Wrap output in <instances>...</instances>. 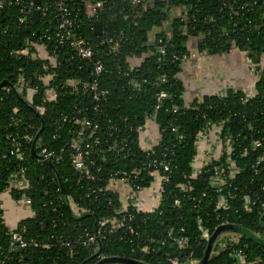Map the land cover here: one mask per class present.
Returning a JSON list of instances; mask_svg holds the SVG:
<instances>
[{"label": "trees", "instance_id": "1", "mask_svg": "<svg viewBox=\"0 0 264 264\" xmlns=\"http://www.w3.org/2000/svg\"><path fill=\"white\" fill-rule=\"evenodd\" d=\"M88 1L69 0V6L78 15L72 40L83 38L92 45V61L80 59L71 40L65 47L57 45L53 14L22 24L21 5L0 9V83L11 84L0 88V195L8 191L16 200L28 196L34 212L12 230L0 201V264H97L106 257L170 264L168 254L192 264L207 248L202 229L211 237L225 222L264 238V69L254 96L228 90L224 96L196 98L190 104L180 78L192 36L201 37L199 53L238 46L260 59L264 0H145L137 5L132 0H103L94 17L87 15ZM96 22L101 23L100 34L95 33ZM163 23H170L169 29L159 30L151 42L149 35ZM36 44L44 45L56 63L36 56ZM135 56L144 57L139 66L131 64ZM96 61L104 68L97 77L99 90L106 91L98 99L90 89ZM49 91L55 92L54 100ZM161 91L168 96L157 108ZM65 117L89 119L99 126L95 135L100 141L92 145L83 171L74 168L69 145L80 125ZM150 117L160 125L162 139L145 151L140 130ZM210 123H223V137L234 140L232 160L240 170L231 179L225 169L227 183L220 190L213 186L214 172L198 173L194 166L199 135ZM42 147L54 151L57 159L41 162ZM154 160L157 166H150ZM221 163L225 158L210 168ZM161 164H169V169ZM158 172L168 181L153 211H138L133 205L123 209L119 193L109 189L113 178L128 177L136 192L150 186ZM21 178L27 187L13 188L11 181ZM222 196L228 199L227 209L218 207ZM245 196L256 200L252 211L244 206ZM128 214L134 216L126 221L135 234L124 227L110 232V223L103 224ZM13 231L21 233L25 247L13 240ZM86 234L99 236L96 251L77 241ZM239 235V243L223 235V245L216 244L206 264H241L235 255L239 250L247 263L264 264V241ZM70 241L71 247L65 244Z\"/></svg>", "mask_w": 264, "mask_h": 264}, {"label": "crops", "instance_id": "2", "mask_svg": "<svg viewBox=\"0 0 264 264\" xmlns=\"http://www.w3.org/2000/svg\"><path fill=\"white\" fill-rule=\"evenodd\" d=\"M170 23H163L160 29H155L150 35L149 40L155 41V36L163 29H169ZM201 37L192 36L187 42L190 54L182 61L180 78L185 86L184 100L190 104L196 98H203L211 95L224 96L228 90H242L249 96H254L257 92L256 84L260 79L259 71L264 68V49L261 58L254 61V57L249 50H244L238 46H233L230 50L222 53L209 54L199 53L198 46ZM36 56L41 59L55 63L50 57L47 48L42 44H36ZM196 54L197 56H194ZM256 58V57H255ZM143 56L131 58L132 66H139L143 62ZM53 91L48 92V97L53 98ZM162 139L161 128L154 117L147 120L140 130V146L145 151H150L160 143ZM198 155L194 166L196 169L214 161L222 153L220 150L221 141L216 124L209 127L203 137L199 139ZM153 186V193L149 202L150 208H146L144 201L137 196L141 192L133 191L129 182L122 179L112 180L109 189L116 191L120 195L123 208L138 204L145 211H153L160 205V196L157 187L160 176L156 175ZM155 181V180H154ZM23 182V181H22ZM27 183L26 181L23 182ZM1 207L3 209V219L10 229H16L19 223L34 215L31 205L16 200L10 192L0 195Z\"/></svg>", "mask_w": 264, "mask_h": 264}, {"label": "built area", "instance_id": "3", "mask_svg": "<svg viewBox=\"0 0 264 264\" xmlns=\"http://www.w3.org/2000/svg\"><path fill=\"white\" fill-rule=\"evenodd\" d=\"M145 0H132V4L133 5H137V4H141L142 2H144ZM11 5H21L20 8V23H27L30 21L31 18H33V12L35 10H39L40 11V18L42 19L44 16L46 17L47 14L51 13L54 15V19H55V33H56V37H57V42H58V46L60 47H65L67 44V41H70V45L73 48L75 54L83 60H89L92 61L93 59V55H94V50L92 45H90L88 42H86L83 38H79V39H74L72 40V32L73 29L75 27V24L77 22V14L73 12V10L70 8L69 6V0H47V2L45 4H43V0L41 1V4H37L35 0H0V9H4L7 6H11ZM103 8V0H89L86 4V10H87V15L89 17H94L98 15V12L101 11ZM244 30V29H242ZM32 45H34L32 43ZM160 51L163 53V50L160 49ZM194 56H197L196 54H193ZM51 58H53L55 60L56 63V57L55 56H51ZM54 63V64H55ZM103 65L101 64L100 61H96L95 62V69L93 72V76H95V80L93 81V83L90 84V89L94 91V96L96 99L99 98L100 95H105L106 91H101L99 90V86H98V80L97 77L100 75V73L103 71ZM70 83L73 85L75 82L73 80L70 81ZM53 98H50L51 100H54L56 98V94L55 92ZM168 96V93L166 91H161L158 94V100H159V104L157 105V108H159L161 106L160 101L163 98H166ZM151 118V117H150ZM73 120L75 121L78 125H80V130L79 132L76 134L75 137H73L71 139V141L69 142L70 145V149L73 151L71 154V162L74 166V168L77 171H83L86 166H87V160L86 158H88V154L90 152V149L92 148V145L94 143H99L100 141V137L98 135H95L97 129H98V124L93 123L91 120L89 119H79V118H69V117H65L64 120ZM214 124H216V127L218 128V132H219V137H220V150H222V153L219 154L218 157H216L214 159V161H218L221 162V160L223 158H225V163H221L220 165H218L217 167H214V169L210 168L211 164H207L203 167H201V169H196V171H198V173H200L202 170L209 172H214V176H213V186L219 188V190L221 188H223L227 181H226V172L225 169L229 170V174H230V178L231 179H235L236 175L240 172L239 168L236 166L235 162L232 160V152L234 150V140H232V138L230 136H224L223 137V129H224V125L223 123H210L208 124L204 131L199 135L198 138V144L200 143L199 139L201 137H203L205 135V133L207 132L208 128L213 126ZM57 137V136H55ZM37 144H39V141H37ZM255 145L258 146L260 145V142L256 141ZM16 148H15V152H17V154H19V156H21V151H20V147H19V143L15 144ZM246 150V149H245ZM245 153H247V150L245 151ZM54 159H57L56 153L50 149H48L47 147H42V149L39 152V160L41 162H47V161H52ZM212 161V162H214ZM263 161L262 157H259L257 160V164L260 165L261 162ZM93 163V162H91ZM152 164L154 166H157V161L154 160L153 163L150 164V166H152ZM164 166L165 170L169 169V164H161ZM258 170L256 169L255 172H257ZM124 175H126L125 172H123ZM160 176V191H159V196L160 199L162 198V185L165 181H168V178L165 176H162L158 173L155 174ZM23 176V175H22ZM89 177L93 178V176H91L90 174H88ZM118 179H122V180H126L129 182V178L128 177H123V178H118ZM112 180H117V178H113ZM111 180V181H112ZM155 180V178H154ZM153 180V182H154ZM25 181L24 178L21 179H14L11 181V185L13 188L18 189V190H24L27 187V183L23 182ZM232 183L234 182V180L231 181ZM143 188L138 189L136 192L140 191ZM259 198V197H258ZM23 202L27 203L28 205H31V199L26 196L23 195L20 198ZM257 199V198H256ZM180 203V200H176V205H178ZM244 206L246 207V209L248 211H252V209L254 208V205H256V200H252L251 197L249 196H245L244 197ZM135 208L138 211H144L145 210L142 209V207L138 204L135 203ZM159 207V206H158ZM218 207H222V208H229V203H228V199L225 196H222L221 199L219 200V204ZM124 209V208H123ZM148 212V211H147ZM126 218L123 219H113V220H106L104 221L103 224H107L110 223V228L109 231L110 232H114L119 228H125L127 231H129L131 234H135V230L134 228L128 223V221H131L134 216L132 214H128L126 215ZM126 219L128 221H126ZM224 224H229V222H225ZM235 224V223H234ZM14 230V229H12ZM203 233H202V239H205L207 241H209L210 239V235L209 232L206 228L202 229ZM228 235V234H227ZM226 235V237H228ZM12 237L13 240L17 243H19L21 245V247H25L26 246V242L24 241V239L22 238V235L20 232L17 231H13L12 232ZM98 235H93V234H86L84 236H81L77 239L78 242L82 243L83 245H85L86 247H89L92 250H97L98 249ZM231 241H236L239 243V238L237 239H232L230 237H228ZM223 239L222 237H220L217 241L221 242L220 245H223ZM216 243V244H217ZM67 246L71 247L72 242H66L65 243ZM184 245V243L182 244ZM216 246V245H215ZM236 257L238 258L239 262L241 264H253L251 262L247 263L246 262V257L245 255L242 254V252L239 250L235 253ZM166 261L170 264H182V261L180 260V258L178 257H174L171 256L170 254L167 255ZM1 262V260H0ZM198 261L197 260H192L191 263L192 264H196Z\"/></svg>", "mask_w": 264, "mask_h": 264}, {"label": "water", "instance_id": "4", "mask_svg": "<svg viewBox=\"0 0 264 264\" xmlns=\"http://www.w3.org/2000/svg\"><path fill=\"white\" fill-rule=\"evenodd\" d=\"M35 1L37 4H41L42 0H35ZM39 18H40V11L35 10L33 12V19L37 22L39 20ZM101 31H102L101 23L96 22L95 23V33L100 34ZM254 61L257 62V58H254ZM7 85L10 86L11 85L10 82L9 81H3L0 83V88L3 86H7ZM39 136H40V133H38V135L36 136V138L33 142V151L34 152L36 151V146H37V141H38ZM262 225L264 228V216L262 218ZM231 233L246 234V235L253 237L257 240L264 241V238L257 236L252 231H249L248 229H246V228H244L238 224L229 223V224L220 225L215 230L213 235L210 237L204 256L196 264H206L209 261L211 255L213 254V251H214V248H215V245H216L218 239L220 237H222L223 235H227V234H231ZM97 264H147V263H145L143 261L123 258V257H106V258H103L102 260H100Z\"/></svg>", "mask_w": 264, "mask_h": 264}, {"label": "rangeland", "instance_id": "5", "mask_svg": "<svg viewBox=\"0 0 264 264\" xmlns=\"http://www.w3.org/2000/svg\"><path fill=\"white\" fill-rule=\"evenodd\" d=\"M254 58H255V57H254ZM262 69H264V68H262ZM211 163H212V161H210V162L207 163V164H211ZM154 182H157L156 179H155ZM154 182H152V184H154ZM157 183H158V182H157ZM160 183H161V181L159 182V185H160ZM152 184H151L150 186L147 185V186H145L143 189H141V192H140L138 195H137V193L134 195V196L139 197L140 199H143L144 201H148V202L144 203V206H145L146 208H150V204H149V202H150V200H151L152 194L154 195ZM159 185H158V187H157V191H158V192L160 191V186H159ZM227 236L230 237V238H232V239H237V238L240 237V235H239V234H236V233H231V234H228Z\"/></svg>", "mask_w": 264, "mask_h": 264}]
</instances>
